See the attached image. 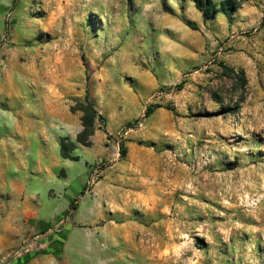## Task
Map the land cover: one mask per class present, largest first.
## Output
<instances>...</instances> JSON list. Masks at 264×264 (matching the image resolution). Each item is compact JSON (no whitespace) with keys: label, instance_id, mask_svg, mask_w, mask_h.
Here are the masks:
<instances>
[{"label":"rangeland","instance_id":"374dc122","mask_svg":"<svg viewBox=\"0 0 264 264\" xmlns=\"http://www.w3.org/2000/svg\"><path fill=\"white\" fill-rule=\"evenodd\" d=\"M87 98L91 145L0 264H264V0H0V135L21 112L76 142Z\"/></svg>","mask_w":264,"mask_h":264},{"label":"crops","instance_id":"0c3cea01","mask_svg":"<svg viewBox=\"0 0 264 264\" xmlns=\"http://www.w3.org/2000/svg\"><path fill=\"white\" fill-rule=\"evenodd\" d=\"M43 104L45 115L65 124L63 106L56 105L53 112L48 103ZM14 118L1 125L5 132L0 135V252L23 240L34 218L41 220L44 206H50L51 184L58 179L57 169L63 159L60 138L64 136L57 131L58 123L52 121L49 126L21 112ZM41 262L55 264L52 258Z\"/></svg>","mask_w":264,"mask_h":264},{"label":"trees","instance_id":"16d2710c","mask_svg":"<svg viewBox=\"0 0 264 264\" xmlns=\"http://www.w3.org/2000/svg\"><path fill=\"white\" fill-rule=\"evenodd\" d=\"M198 11H200L205 19V21H209L216 17L218 14H224L228 18L231 19L232 14L239 8H241L243 2L248 0H223L220 3L215 2L214 0H191ZM187 25L196 30V26L191 22H188ZM240 79L242 81H246L244 74ZM217 98V96H215ZM86 104H78L76 107H73L71 111L73 113L77 111H81L83 113L82 116V125L83 130L77 135V141L74 142L70 138H63L60 142V151L63 159L78 161V157L74 156L72 152L77 149V143H80L84 146L91 145V138L95 135L96 128V120L103 119V116L99 114L94 104L89 101V98L86 99ZM160 107V106H159ZM154 112V108L147 109L145 113V117H149ZM122 156L126 155V149L121 147ZM83 193V192H82ZM71 210L77 209V200L71 203Z\"/></svg>","mask_w":264,"mask_h":264}]
</instances>
